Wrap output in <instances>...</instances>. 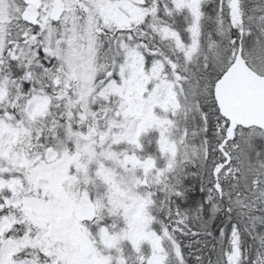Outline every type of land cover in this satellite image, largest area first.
<instances>
[{
  "label": "snow or ice",
  "instance_id": "1",
  "mask_svg": "<svg viewBox=\"0 0 264 264\" xmlns=\"http://www.w3.org/2000/svg\"><path fill=\"white\" fill-rule=\"evenodd\" d=\"M0 264H264V0H0Z\"/></svg>",
  "mask_w": 264,
  "mask_h": 264
}]
</instances>
